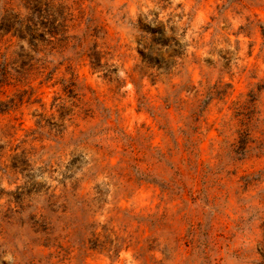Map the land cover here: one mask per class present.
<instances>
[{
	"label": "clouds",
	"instance_id": "9594fccd",
	"mask_svg": "<svg viewBox=\"0 0 264 264\" xmlns=\"http://www.w3.org/2000/svg\"><path fill=\"white\" fill-rule=\"evenodd\" d=\"M0 264H264V0H0Z\"/></svg>",
	"mask_w": 264,
	"mask_h": 264
},
{
	"label": "rangeland",
	"instance_id": "374dc122",
	"mask_svg": "<svg viewBox=\"0 0 264 264\" xmlns=\"http://www.w3.org/2000/svg\"><path fill=\"white\" fill-rule=\"evenodd\" d=\"M44 90H45L46 92H47V91H50V89H48L46 86H45V89H44ZM208 119H209V121L211 122V120H212V116H209ZM147 124H148V129H150L153 133L156 134L155 137H154V139H155V140H159L160 134L163 132V128L160 127L159 125H157V124H156L154 121H152V120L147 121ZM141 126L143 127L144 125L142 124ZM148 129H146V131H147ZM213 131H214V129H213ZM209 134L211 135L212 132H210ZM185 195H186V197H187L189 200L192 199V197H191V196H188L187 193H185Z\"/></svg>",
	"mask_w": 264,
	"mask_h": 264
}]
</instances>
